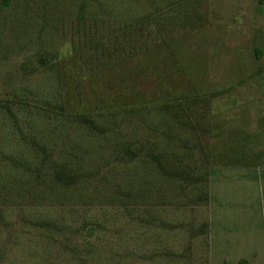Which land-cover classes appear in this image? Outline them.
Listing matches in <instances>:
<instances>
[{"label":"rangeland","instance_id":"rangeland-1","mask_svg":"<svg viewBox=\"0 0 264 264\" xmlns=\"http://www.w3.org/2000/svg\"><path fill=\"white\" fill-rule=\"evenodd\" d=\"M240 260L264 264V0H0V264Z\"/></svg>","mask_w":264,"mask_h":264},{"label":"trees","instance_id":"trees-1","mask_svg":"<svg viewBox=\"0 0 264 264\" xmlns=\"http://www.w3.org/2000/svg\"><path fill=\"white\" fill-rule=\"evenodd\" d=\"M7 1L8 0H4V2L5 3H7ZM181 1V0H180ZM149 16V19H151V20H153L152 18H158L159 16L158 15H156V16H152V15H148ZM147 16V17H148ZM47 58L46 57H42V60H43V63H46L47 62V60H46ZM183 124H185V122H182ZM189 179H191V174H187L186 175ZM221 264H225L224 262L223 263H221ZM238 264H247L246 263V261L245 260H240L239 262H238Z\"/></svg>","mask_w":264,"mask_h":264}]
</instances>
